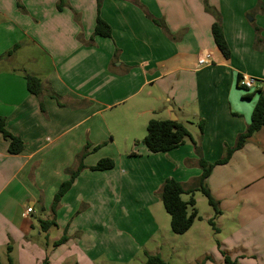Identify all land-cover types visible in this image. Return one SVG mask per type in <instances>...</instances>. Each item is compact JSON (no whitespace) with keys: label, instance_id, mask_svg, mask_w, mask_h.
Here are the masks:
<instances>
[{"label":"crops","instance_id":"1","mask_svg":"<svg viewBox=\"0 0 264 264\" xmlns=\"http://www.w3.org/2000/svg\"><path fill=\"white\" fill-rule=\"evenodd\" d=\"M208 1L230 58L214 42L204 0H0V116L24 143L11 155L0 134L3 264H146V253L169 264L171 256L224 264L222 252L264 264V126L206 180L222 212L214 236L196 221L172 236L160 199L169 178L197 184L200 155L223 159L264 95V0ZM98 17L110 38L94 34ZM205 52L210 63L199 66ZM26 75L41 80V96L28 91ZM242 76L255 88H242ZM170 116L193 139L150 153L142 130ZM85 151V168L53 210ZM106 158L111 170L91 169ZM41 220L55 225L43 231Z\"/></svg>","mask_w":264,"mask_h":264},{"label":"trees","instance_id":"2","mask_svg":"<svg viewBox=\"0 0 264 264\" xmlns=\"http://www.w3.org/2000/svg\"><path fill=\"white\" fill-rule=\"evenodd\" d=\"M65 0H59L60 3ZM98 7L103 0H96ZM18 7H20L19 1L17 2ZM205 10L212 14L215 17V22L212 26V35L216 46L222 52L226 58H230V50L227 45V42L224 37L222 25L220 22V14L209 4L208 0H204ZM155 24L163 26V22L154 20ZM95 35L110 38L111 37V28L107 23H105L100 17L97 18L95 26ZM18 46H15L12 50L5 54V57L12 56L13 52ZM27 89L28 91L35 96H41L43 93V86L41 80L33 75H26ZM240 80V78H239ZM243 88V87H242ZM264 126V95H261L258 99V102L253 110L251 123L247 127L246 131L238 136L237 141L234 146L228 147L226 150V155L223 159L216 161L215 163H209L206 161L199 152L200 155L199 167L201 169V175L197 181V184L191 188H185V186L172 178L167 179L160 190V199L165 208V211L170 216V227L171 231L176 235H183L190 230L193 223L199 219L198 210L196 209L195 193L202 192L207 198L209 205L214 209V219L222 214L218 202L211 195L210 190L207 187L206 180L211 175L214 167L216 165H223L228 163L231 156L235 151L240 150L246 144V141L249 137L255 134ZM200 131L203 132L204 124H199ZM0 134L9 141L8 152L11 155H18L24 150L23 141L13 134L9 133L6 129V120L4 117L0 116ZM188 139L192 140V136L186 127L181 122L172 121V120H158L152 119L148 122L147 125V135L143 139V144L146 146L148 151L152 154L166 153L169 152L181 145H183ZM80 160V165L76 172H73L70 178L62 183L55 194L52 209L55 210L59 205L62 197L72 186L75 177L78 173L84 169L82 159ZM115 165V162L110 159L100 160L96 166L92 167V170H111ZM189 196V200H183V196ZM214 219L208 220L211 226L214 225ZM40 225L43 231H48L50 227L55 225L54 221H40ZM67 240L66 237H63L61 240L55 242V246L62 245ZM12 247L8 246V254L11 252ZM224 256V264H238L237 260H232L225 252H222ZM0 264H3L0 260ZM8 264H14L9 257ZM43 264H48V259H45ZM146 264H169L165 262L159 255H149L146 253Z\"/></svg>","mask_w":264,"mask_h":264},{"label":"rangeland","instance_id":"3","mask_svg":"<svg viewBox=\"0 0 264 264\" xmlns=\"http://www.w3.org/2000/svg\"><path fill=\"white\" fill-rule=\"evenodd\" d=\"M174 116H175V114H174ZM170 118H172V116H170ZM140 135H145L146 136L147 135V128H146L145 132L142 130V134H140ZM183 198L185 200H189V196H187V195L183 196ZM195 201H196V209L198 210V214H199V217H200L199 219L196 220V222H198L196 224H200L199 226H202V224H204L203 225L204 228H206L208 230L209 234H213V236H214L215 235L214 230H213L214 227L211 226L209 224V222H207V217H209V215L213 216L210 219H214V209L209 205L207 198L204 196V194L202 192H196L195 193ZM169 220H170V218H169ZM202 220H204L203 223H201ZM169 232H170V234H172V236H176V234H174L171 231L170 225H169ZM178 242L179 241H177V242L176 241H171V243L173 245L178 244ZM170 259H171V263L172 264H178V261H177L176 257H174V256L172 257L171 256ZM135 264H139V262L137 261Z\"/></svg>","mask_w":264,"mask_h":264},{"label":"built area","instance_id":"4","mask_svg":"<svg viewBox=\"0 0 264 264\" xmlns=\"http://www.w3.org/2000/svg\"><path fill=\"white\" fill-rule=\"evenodd\" d=\"M210 58H211L210 54L205 52L203 56L199 58L198 65L202 66V65L209 64ZM239 84L241 87L245 88L246 90H251L255 88L257 84V80L252 77L242 76L239 80ZM31 212H32V208H28L27 213L30 214Z\"/></svg>","mask_w":264,"mask_h":264},{"label":"water","instance_id":"5","mask_svg":"<svg viewBox=\"0 0 264 264\" xmlns=\"http://www.w3.org/2000/svg\"><path fill=\"white\" fill-rule=\"evenodd\" d=\"M170 120H172V121H176V118H175V117H172Z\"/></svg>","mask_w":264,"mask_h":264}]
</instances>
